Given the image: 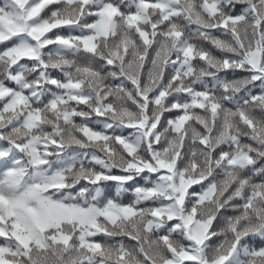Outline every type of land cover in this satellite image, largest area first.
<instances>
[{
  "label": "snow or ice",
  "instance_id": "6c2138e0",
  "mask_svg": "<svg viewBox=\"0 0 264 264\" xmlns=\"http://www.w3.org/2000/svg\"><path fill=\"white\" fill-rule=\"evenodd\" d=\"M0 264H264V0H0Z\"/></svg>",
  "mask_w": 264,
  "mask_h": 264
},
{
  "label": "trees",
  "instance_id": "16d2710c",
  "mask_svg": "<svg viewBox=\"0 0 264 264\" xmlns=\"http://www.w3.org/2000/svg\"><path fill=\"white\" fill-rule=\"evenodd\" d=\"M105 191L109 194V195H115V186L114 184H112L111 182H109V184L107 185V187L105 188ZM131 193H124L122 195V199L127 202L129 200H131Z\"/></svg>",
  "mask_w": 264,
  "mask_h": 264
}]
</instances>
